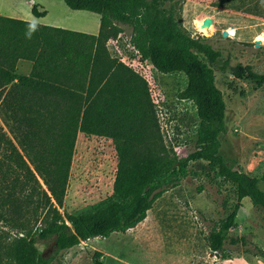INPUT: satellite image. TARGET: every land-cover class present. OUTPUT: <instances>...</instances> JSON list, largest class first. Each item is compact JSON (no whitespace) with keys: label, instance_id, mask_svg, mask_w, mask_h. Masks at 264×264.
Listing matches in <instances>:
<instances>
[{"label":"trees","instance_id":"obj_1","mask_svg":"<svg viewBox=\"0 0 264 264\" xmlns=\"http://www.w3.org/2000/svg\"><path fill=\"white\" fill-rule=\"evenodd\" d=\"M63 1L73 11L99 15V34L0 18V264H62L61 252L136 228L199 161L236 195L207 244L223 260L229 259L227 245L247 248L244 238L230 233L245 199L264 213V190L220 152L227 107L214 67L259 87L264 75L251 66L231 67L205 38L185 30L181 15L163 0ZM33 14L46 16L37 6ZM122 26L131 28L143 61L161 74L187 77L180 97L194 104L200 126L196 149L185 158L163 141L147 80L110 55L107 44L123 33ZM21 60L33 64L29 76L16 74ZM80 134L114 143L113 194L85 212L62 213ZM40 242L54 244L55 256L48 258ZM253 254L264 259V250Z\"/></svg>","mask_w":264,"mask_h":264},{"label":"rangeland","instance_id":"obj_2","mask_svg":"<svg viewBox=\"0 0 264 264\" xmlns=\"http://www.w3.org/2000/svg\"><path fill=\"white\" fill-rule=\"evenodd\" d=\"M48 12L44 21L67 29L85 30L80 21L99 22L100 16L71 10L63 0H34ZM181 15L182 25L193 36L206 39L231 67L251 66L264 75V0H163ZM30 0H0V14H30ZM181 8V9H180ZM211 18L214 24L203 33L197 25ZM127 36L131 28L122 26ZM233 29L236 36L225 38ZM88 31V30H85ZM207 62V60L205 59ZM151 67L136 70L148 82L165 145L180 158L196 149L200 119L192 102L181 99L188 85L184 74L164 75ZM217 87L226 102L227 133L221 136V154L233 169L258 178L264 190V85L237 80L229 69L214 67ZM136 72V71H135ZM117 152L111 140L78 136L69 181L63 198L62 213H82L105 201L113 194L117 172ZM236 203L230 185H225L210 171L204 161L192 162L186 178L166 192L148 212L144 222L125 233L108 239H92L57 258L62 264H257L253 253L264 250V213L250 199L243 201L237 217L238 227L231 237L244 238L247 248L226 246L228 260L212 253L206 238L225 220ZM51 258L56 248L52 243H39ZM57 261H55L56 263Z\"/></svg>","mask_w":264,"mask_h":264},{"label":"crops","instance_id":"obj_3","mask_svg":"<svg viewBox=\"0 0 264 264\" xmlns=\"http://www.w3.org/2000/svg\"><path fill=\"white\" fill-rule=\"evenodd\" d=\"M29 3L33 5V7H32V18H30V14L26 13L25 11H21L18 15H15V16H3V15L0 14V18L1 17H8V18H12V19L25 21V22H30V23L37 24V25H40V26H49V27L61 28V29L70 30V31L81 33V34L91 35V36H97L99 34V32H100L101 17H100V21L99 22H94V23H91L89 21H80L78 26H81L82 28H85V30H88V31L67 29L64 26L59 25L62 21H57L53 25L44 23V21L48 17V12L45 11L43 8H41L39 5H37L34 0H30ZM35 6H37V9H38L39 13L46 12V16L42 17V18L36 17L33 14V8ZM76 12H87V11H76ZM107 48H108V50L110 52L111 57L113 58V53L109 49L108 45H107ZM32 69H33V64L31 62L25 61V60H21L17 64L16 74L20 75V76H29L31 74V72H32Z\"/></svg>","mask_w":264,"mask_h":264},{"label":"built area","instance_id":"obj_4","mask_svg":"<svg viewBox=\"0 0 264 264\" xmlns=\"http://www.w3.org/2000/svg\"><path fill=\"white\" fill-rule=\"evenodd\" d=\"M107 45L112 51L114 59L127 65L134 71L138 72L136 70V66L141 67V69H145V67L147 68L149 62L151 64V67L148 68L155 69L150 60H142L140 52L132 42V35L129 37L125 32H123L116 39L110 40ZM257 264H264V259H258Z\"/></svg>","mask_w":264,"mask_h":264},{"label":"water","instance_id":"obj_5","mask_svg":"<svg viewBox=\"0 0 264 264\" xmlns=\"http://www.w3.org/2000/svg\"><path fill=\"white\" fill-rule=\"evenodd\" d=\"M214 24V21L211 19V18H206L205 20H204V22H203V24H202V26H201V30L202 31H204L206 28H211V26ZM223 36L225 37V38H228V37H230V34H229V32L228 31H226V32H224L223 33ZM195 39H197V37H194ZM257 47H260L261 46V41H258V43H257V45H256ZM234 229V228H233ZM232 229V230H233ZM212 253H214V252H212Z\"/></svg>","mask_w":264,"mask_h":264},{"label":"bare ground","instance_id":"obj_6","mask_svg":"<svg viewBox=\"0 0 264 264\" xmlns=\"http://www.w3.org/2000/svg\"><path fill=\"white\" fill-rule=\"evenodd\" d=\"M201 26H202V23L200 22V23L197 25V27L200 29ZM200 30H201V29H200ZM201 31H202V30H201ZM202 32H203V33H206L205 30L202 31ZM228 32H229L230 36H232V37L236 36V33H235V31H234L233 29L228 30ZM259 41H261V43H264V39H263V38H260Z\"/></svg>","mask_w":264,"mask_h":264}]
</instances>
